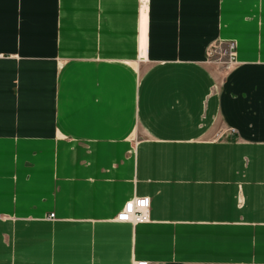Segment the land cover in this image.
I'll return each mask as SVG.
<instances>
[{"label":"crops","instance_id":"0c3cea01","mask_svg":"<svg viewBox=\"0 0 264 264\" xmlns=\"http://www.w3.org/2000/svg\"><path fill=\"white\" fill-rule=\"evenodd\" d=\"M141 261L264 264V0H0V264Z\"/></svg>","mask_w":264,"mask_h":264},{"label":"built area","instance_id":"2783aa9c","mask_svg":"<svg viewBox=\"0 0 264 264\" xmlns=\"http://www.w3.org/2000/svg\"><path fill=\"white\" fill-rule=\"evenodd\" d=\"M209 55L214 53V55H219L217 58L219 64H223L226 68L230 67L235 63V43L227 42L223 44L218 42V44L212 48H209ZM150 198H132L127 201L123 208L115 217V221L119 223H131L132 225L144 224L150 221ZM53 214L49 215V218H53ZM134 264H149L148 262L141 261Z\"/></svg>","mask_w":264,"mask_h":264},{"label":"rangeland","instance_id":"374dc122","mask_svg":"<svg viewBox=\"0 0 264 264\" xmlns=\"http://www.w3.org/2000/svg\"><path fill=\"white\" fill-rule=\"evenodd\" d=\"M142 11L141 10H139V16H141L142 15V13H141ZM215 44L217 45L218 44V42L217 43H211L210 45H209V47H208V49L209 48H212V47H214L215 46ZM209 53V50H208V52H207V59H208V65L210 66V67H212L215 71L217 70H220V68H222L223 67V71H226V66L225 65H221V64H218L217 62H218V60H217V58L219 57V55L217 56V55H214V53H211V55H209L208 54ZM140 59H143V58H140ZM49 217V216H48ZM47 217V218H48Z\"/></svg>","mask_w":264,"mask_h":264}]
</instances>
